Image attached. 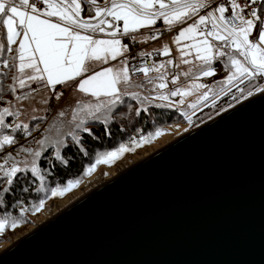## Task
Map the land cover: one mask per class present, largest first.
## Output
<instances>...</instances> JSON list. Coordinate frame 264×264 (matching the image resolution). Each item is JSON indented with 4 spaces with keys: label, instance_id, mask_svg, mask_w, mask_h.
Here are the masks:
<instances>
[{
    "label": "snow or ice",
    "instance_id": "1",
    "mask_svg": "<svg viewBox=\"0 0 264 264\" xmlns=\"http://www.w3.org/2000/svg\"><path fill=\"white\" fill-rule=\"evenodd\" d=\"M85 4L93 13L87 19L81 15ZM262 11L264 0H106L104 6L97 0H0V105H6L0 106V233L15 229L24 222L25 213H38L47 199L63 196L80 183L77 177L51 186L48 178L56 162L68 163L62 149L69 141L87 155L84 135L97 139L90 123L102 124L105 135H110L120 106L126 104L137 116L150 106L175 108L191 124L195 111L190 115L180 106L193 92L200 95L187 109L196 110L201 102L207 107L212 97L215 107L221 96L237 100V94L247 99L264 93V83L257 82L264 80ZM158 21L164 31L175 32L171 43L178 55L173 56L172 48L164 43L136 53L130 58L135 63H130L125 56L129 45L118 37L137 42L135 34L149 29L139 42L155 41L163 34L154 27ZM95 33L108 38H96ZM153 56L169 58L150 60ZM119 57H124L119 66L93 70ZM214 62L220 67H214ZM9 72L11 82L5 85ZM218 72L222 78L213 84L201 82L202 77ZM57 86L70 92L64 107L52 103L53 98L59 102L66 96ZM5 92L12 100H4ZM164 131L160 127L147 133L137 129L127 142L97 152L83 175ZM34 132H39V138ZM19 137L25 142L20 143ZM7 147H14L15 154L5 152ZM47 151L52 155L47 156ZM42 159L47 167L38 163ZM17 179L28 181L21 184V192L40 195L28 204L16 200L11 206L19 212L13 215L7 195Z\"/></svg>",
    "mask_w": 264,
    "mask_h": 264
},
{
    "label": "water",
    "instance_id": "2",
    "mask_svg": "<svg viewBox=\"0 0 264 264\" xmlns=\"http://www.w3.org/2000/svg\"><path fill=\"white\" fill-rule=\"evenodd\" d=\"M0 264H264V93L96 186Z\"/></svg>",
    "mask_w": 264,
    "mask_h": 264
},
{
    "label": "rangeland",
    "instance_id": "3",
    "mask_svg": "<svg viewBox=\"0 0 264 264\" xmlns=\"http://www.w3.org/2000/svg\"><path fill=\"white\" fill-rule=\"evenodd\" d=\"M83 8H86V10H87L85 13L83 11L81 13V15L85 19H87L90 15H93V13L89 10L88 5H86V4L83 5ZM144 31H147V29L141 30L140 32H144ZM140 32L138 34L141 35ZM145 34H146V32H145ZM136 36L140 37L139 35H136ZM97 38H108V37L105 35V33H98ZM118 38H120L122 40V37H118ZM122 43H123V41H122ZM155 43L152 46H150L149 49L160 48L164 43H167V41L160 40V41H158V44H155ZM156 45H159V46H156ZM173 48L175 51V45H173ZM176 55H178V53H176V51H175V56ZM119 58L116 61H109L108 65H97L93 70H99L100 67H104V66H119V63H120ZM213 66L217 67V68L220 67V65L217 62H214ZM90 67H91V65H90ZM183 67L186 68L187 66H183ZM222 75H223L222 72H218V74L214 77H211L209 79V81L206 80L209 77H202L201 82L211 85V84H213V82L215 80L221 79ZM10 77H11V73H9V79H10ZM9 81H11V80H9ZM181 82H183V77H181ZM257 82L258 83H264V80L258 79ZM5 84L7 85L6 82H5ZM57 91H65L66 96L64 98H62L59 102L55 101V99L53 98V100H52L53 105H56L58 107L66 106V102L68 100V96L70 95V92L68 90L64 89L62 86H57ZM200 91H203V90H200ZM255 94H258V93H254L252 96H254ZM79 95H80L79 93L76 94L77 97ZM198 95H200L199 91L193 92L192 95L185 98V104L180 106V107L184 108L185 110H187L190 115L193 111H195V115L192 117V123L191 124H189V122L186 121L183 118V116L180 114V112H178L175 108H172V110H176L177 113L174 114V116H172L171 121H169L167 123L164 121L161 123L160 122L157 123L156 122L157 118H155L154 115L150 116L149 117V123H148V126H149L148 131H152L155 127H160V128L165 129V131L160 136L155 137L149 143H146V144H143L139 147H136L132 151H128V152L123 153L118 159H116L112 163H108V164L101 163V164L97 165L96 168L94 169V171H92L88 175H83L85 167L94 162V157H95V154L97 152L109 150V149H107L108 147H103L102 149L101 148L100 149H94V148L90 149L89 146L84 144V147L87 151V155H84L78 148L73 146V148L76 149L77 154L80 155L79 159L82 158L85 161L84 167L82 168L83 169L82 172H80L77 176L72 177V179L79 177L80 183L76 187L72 188L70 191L66 192L63 196L51 197V198L47 199L45 201L44 207L38 213H32V212L25 213L24 222L19 224L15 229L9 228V229H6L3 233H0V252H2L6 247L11 245L15 240L21 238L22 236H24L25 234H27L28 232L33 230L36 226L45 222L46 220L51 218L53 215H55L57 212H60L66 206H68L71 203L78 200L80 197H82L84 194H86L87 192H89L90 190L95 188L96 186L102 184L103 182L107 181L108 179H111L114 175L124 171V169H127L132 164H135V163L139 162L140 160L152 155L153 153H155L156 151H158L162 147H164L167 144L171 143L172 141L178 139L180 136L187 134L188 132L196 129L197 127L203 125L207 121L215 118L216 116L220 115L221 113L225 112L226 110L232 108L233 106H235L238 103L245 100V99H240L238 94H237V100H233L231 98V96L229 95L227 100L222 101L221 103L216 102L215 107H213L211 104V99L214 97H212L209 99L207 107H205L204 103L201 102L198 109H196V110L187 109V107H186L187 104L195 102ZM245 95H247V92H245ZM222 97H224V96H222ZM250 97L251 96H249L247 98H250ZM75 98L76 97H72V100H74ZM173 99H178V98H173ZM4 100L5 101L12 100L11 94L5 95ZM132 103L135 106V102L133 101ZM229 104H231L232 106L228 107ZM0 106H6V105H0ZM119 108H126L127 109L126 104L120 106ZM153 108H155V107L150 106V110L148 112H141L142 115L144 113H148L151 115L152 114L151 109H153ZM117 110L115 111V116H114L113 122L114 123L116 122V124L119 125V127L121 128L122 132H124L126 135H125V138L120 137V138L116 139L115 143L112 145V148H115L118 144H120L122 142H127L130 137L136 136L137 135V129H140L139 124L141 123V121H140L141 117L137 116L134 111H133L134 115L132 116V115H129V111H128V113H125L123 111L117 112ZM168 110H170V109H168ZM199 112H201V113L198 114ZM53 114H55V108L53 109ZM196 114H198V115L196 116ZM96 124H98V123H90L88 126L90 128H92V126H95ZM43 127H44V125L42 124L41 128H43ZM185 129H187V131H185ZM148 131H143V132L147 133ZM33 136L36 138H39V132H34ZM29 139H31V138H29ZM19 142L24 143L25 141L22 140ZM69 145L72 146L71 141H69ZM64 150L65 149H62V155L65 157ZM8 151H13V153H14V147H7L5 149V152H8ZM46 155L51 156L52 155L51 151H47ZM42 161L45 162L42 159L38 163L41 164ZM45 164H46V162H45ZM48 180H49V183L51 186H55L57 184V183L54 184L53 180H51L49 178H48ZM1 186L3 187V184ZM30 202H34V199H31L29 201L28 200L24 201L25 204H28ZM13 215H18V213L13 214Z\"/></svg>",
    "mask_w": 264,
    "mask_h": 264
},
{
    "label": "trees",
    "instance_id": "4",
    "mask_svg": "<svg viewBox=\"0 0 264 264\" xmlns=\"http://www.w3.org/2000/svg\"><path fill=\"white\" fill-rule=\"evenodd\" d=\"M98 2H103L104 0H97ZM83 12L85 13L87 10L86 8H83ZM7 71V70H6ZM11 73V72H9ZM10 79H5V82L8 84L11 81ZM6 85V84H5ZM10 93L5 92V95H8ZM229 96H224L221 99L217 100L218 103H221L222 101H225L228 99ZM152 114L144 113L142 115H139L141 117V123L139 124V128L142 129V131H148L149 130V117L153 116L157 118L156 122H169L172 119V116L177 113L176 110H168V109H157L153 108ZM123 111L125 113H128V110L126 108H119L117 112ZM176 111V112H175ZM129 115H134V112H129ZM144 117V118H143ZM143 118V119H142ZM92 132L95 134L97 139H92L88 135H84V144L89 146L90 149H102L103 147H108L107 149H112V145L115 143L116 139L118 138H125V133L122 132L119 125L116 124V122H112L110 124V135H105V128L102 124H96L95 126H92ZM24 140L23 137H19V141ZM122 141V140H121ZM65 158L67 159L68 163L61 164L56 162L55 167L52 169L51 175L49 176V179L53 180V183H60L64 184L67 180L72 179V177L77 176L80 172H82V168L84 167L85 161L84 159L80 158V155L77 154L76 149L73 148V146H68L64 150ZM42 167H47V164L45 162H41L40 164ZM27 180H20L17 179L15 182V185L13 187V191L11 194L7 195L8 201H10V205L8 207V211H11L13 214H17L19 212L18 207L13 208L11 205H14L16 200H23V201H29L31 199L38 200L39 194L36 193H23L20 191L21 184L27 185ZM2 184H0V189H2Z\"/></svg>",
    "mask_w": 264,
    "mask_h": 264
},
{
    "label": "built area",
    "instance_id": "5",
    "mask_svg": "<svg viewBox=\"0 0 264 264\" xmlns=\"http://www.w3.org/2000/svg\"><path fill=\"white\" fill-rule=\"evenodd\" d=\"M261 15L264 16V11L261 12ZM156 28H160L161 31H162V36L155 40V41H152V40H148L146 43H140L137 39V42H133L129 37H122V41L123 43H127L129 45V52L125 54L126 57L129 58V61L130 63H135V61H131V56H134L136 53L140 52V51H151L152 49H149L150 46H152L155 42V44H158V41L160 40H165L167 41V43L169 44L170 48H172L173 50V53L172 55L175 56V51H174V48H173V44L171 43V37L175 34V32H167V31H164L163 29V25H162V22H159L157 23L156 26H154ZM150 33V30L147 29L146 31V35H148ZM156 46H159V45H156ZM169 57H163V56H153L150 58V60H166L168 59ZM120 60L121 59H124V57H120L119 58ZM211 77H209L208 80L210 79Z\"/></svg>",
    "mask_w": 264,
    "mask_h": 264
},
{
    "label": "crops",
    "instance_id": "6",
    "mask_svg": "<svg viewBox=\"0 0 264 264\" xmlns=\"http://www.w3.org/2000/svg\"><path fill=\"white\" fill-rule=\"evenodd\" d=\"M97 3L100 5V6H104L105 5V3H106V0H104L103 2H98L97 1ZM145 32L146 31H144V32H140L141 33V35L140 34H138V33H136L135 35H139L140 37H138L137 36V39L138 40H141L142 38H143V36H145L146 34H145ZM92 35H94L96 38H97V36H98V33H95V34H92Z\"/></svg>",
    "mask_w": 264,
    "mask_h": 264
},
{
    "label": "flooded vegetation",
    "instance_id": "7",
    "mask_svg": "<svg viewBox=\"0 0 264 264\" xmlns=\"http://www.w3.org/2000/svg\"><path fill=\"white\" fill-rule=\"evenodd\" d=\"M222 98V96L220 97V99ZM201 112H199L198 114H200ZM198 114H196V116L198 115Z\"/></svg>",
    "mask_w": 264,
    "mask_h": 264
}]
</instances>
